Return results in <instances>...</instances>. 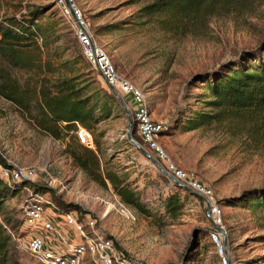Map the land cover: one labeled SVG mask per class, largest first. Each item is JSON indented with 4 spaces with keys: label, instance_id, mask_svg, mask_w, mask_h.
<instances>
[{
    "label": "rangeland",
    "instance_id": "rangeland-1",
    "mask_svg": "<svg viewBox=\"0 0 264 264\" xmlns=\"http://www.w3.org/2000/svg\"><path fill=\"white\" fill-rule=\"evenodd\" d=\"M153 2L72 0L116 73L142 93L149 119L163 125L155 139L166 158H156L141 141L130 98L113 89L123 108L87 62L76 37L79 26L66 14V4L56 0H0L2 22L15 20L29 27L33 12L39 16L33 23L39 31L30 28L35 32L30 37L31 70L0 57V76L6 70L30 88L47 69L34 66L49 63L51 80L74 78L93 101L111 96L110 113L91 129L78 126L76 135L54 139L28 113L0 97V155L6 164L36 169L35 183L26 188L46 195L61 211H76L82 221L87 215L96 219L101 235L134 264H224L223 258L226 264H264V206L242 201L264 189V118L234 116L196 129L188 125L196 113H215L206 107L204 80L264 44V0H209L188 17L149 19L143 10ZM81 129L92 145L80 141ZM127 132L150 158L128 142ZM79 144L95 152L97 180L74 163L70 152ZM168 161L212 191L221 210L215 222L206 215V200L172 184L165 171ZM107 172L138 195L145 214L122 202L106 180ZM172 194L179 199L174 216L164 209ZM28 195L23 189L15 192L4 211L20 264H38L25 249L23 202Z\"/></svg>",
    "mask_w": 264,
    "mask_h": 264
},
{
    "label": "trees",
    "instance_id": "trees-1",
    "mask_svg": "<svg viewBox=\"0 0 264 264\" xmlns=\"http://www.w3.org/2000/svg\"><path fill=\"white\" fill-rule=\"evenodd\" d=\"M209 0H155L144 8V16L149 19H159L165 16L188 17L199 12ZM32 26L24 22L8 20L9 23L0 21V57L12 61L15 66L26 67L31 70L30 58L31 38L34 31L30 28L38 15L33 12ZM32 43H36L35 41ZM264 44L257 50L243 53L238 61L225 65L218 75L208 77L205 82L207 92L206 107L215 113H196L188 120L189 129H196L211 124L213 121L231 118L234 116L246 118H264ZM46 67L42 78L33 87L23 88L19 82L2 70L0 76V97L12 103L20 110L31 116L36 126L54 139H60L70 132L76 135L78 126L91 129L100 119H104L110 111L107 100L112 97L103 94L102 97L92 100L93 96H86L85 88H77L74 78H55L51 80V66ZM102 101V103H100ZM100 103V108L97 107ZM238 117V118H239ZM136 121V120H135ZM137 122V121H136ZM133 138L141 144L139 138L132 132ZM141 138V137H140ZM141 141L144 142L141 138ZM145 144V143H144ZM146 145V144H145ZM70 155L76 165L86 171L93 179L97 180L99 171L97 156L93 150L83 145L72 150ZM0 163L8 166L0 155ZM106 180L117 191L122 202L146 213L145 207L131 189L122 185L121 180L114 174L107 172ZM23 184L13 187L7 186L0 179V264H20L12 244L8 224L10 220L5 214V202L15 192L21 190ZM260 192L247 193L244 196L251 205L264 206V189ZM246 195V194H245ZM178 196L170 195L165 202L164 209L168 215L174 216L178 211ZM238 200L236 203H239ZM264 261V257L262 258Z\"/></svg>",
    "mask_w": 264,
    "mask_h": 264
},
{
    "label": "built area",
    "instance_id": "built-area-1",
    "mask_svg": "<svg viewBox=\"0 0 264 264\" xmlns=\"http://www.w3.org/2000/svg\"><path fill=\"white\" fill-rule=\"evenodd\" d=\"M68 2L81 22L76 37L84 58L93 66L106 86L117 88L130 98L140 137L155 153L156 158L164 160L166 157L155 139L163 131V125L149 119L142 93L130 81L116 73L106 53L93 42L72 0ZM56 3L64 6L65 1L56 0ZM64 9L67 15L71 14L66 6ZM77 135L82 143L92 145V139L85 130H79ZM7 165L0 163V179L9 187L23 184L22 189L29 193L23 202L25 249L38 264H134L122 252L117 251L112 239L101 235L96 219L87 215L82 221L76 211H61L46 195L26 188L25 185L35 183L39 175L36 169ZM160 170L164 169L161 167ZM165 171L172 184L188 188L206 200L210 207L206 215L215 222L214 219L220 216L221 210L213 201L212 191L200 184L192 174L176 168L169 161ZM45 184L50 185L51 182L45 180ZM211 239L216 240V234H211ZM217 246L222 253L221 246ZM222 261L226 264L224 258Z\"/></svg>",
    "mask_w": 264,
    "mask_h": 264
},
{
    "label": "water",
    "instance_id": "water-1",
    "mask_svg": "<svg viewBox=\"0 0 264 264\" xmlns=\"http://www.w3.org/2000/svg\"><path fill=\"white\" fill-rule=\"evenodd\" d=\"M65 1V4H66V7L70 10L71 12V16L72 18L76 21V23L78 24V26H81V22L79 20V18L76 16L75 14V11L72 7V5L68 2V0H64ZM112 91V94L114 95V97L116 98V100H118V102L120 103V105L124 108L120 98L118 97V95L115 93V91L113 89H111ZM126 138L128 140V142L130 144H132L135 148L139 149L140 152L146 156L147 158H150V156L147 154V152L141 148V146L131 137V135L129 134V132H127L126 134ZM152 162L155 164V166L160 169V164H158L157 162H155L153 159H152ZM192 192V191H191ZM194 193V192H193ZM206 211L209 212L210 211V207H209V204L206 202ZM213 226L216 230H218L221 234L225 235L224 231L222 230L221 227L217 226L215 223H213Z\"/></svg>",
    "mask_w": 264,
    "mask_h": 264
},
{
    "label": "bare ground",
    "instance_id": "bare-ground-1",
    "mask_svg": "<svg viewBox=\"0 0 264 264\" xmlns=\"http://www.w3.org/2000/svg\"><path fill=\"white\" fill-rule=\"evenodd\" d=\"M223 235V234H222Z\"/></svg>",
    "mask_w": 264,
    "mask_h": 264
}]
</instances>
